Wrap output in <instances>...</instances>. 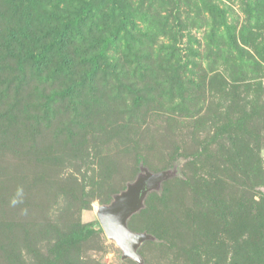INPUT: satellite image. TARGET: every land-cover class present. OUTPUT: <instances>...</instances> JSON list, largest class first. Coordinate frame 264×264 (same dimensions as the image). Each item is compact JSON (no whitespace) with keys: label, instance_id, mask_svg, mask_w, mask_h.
I'll list each match as a JSON object with an SVG mask.
<instances>
[{"label":"rangeland","instance_id":"374dc122","mask_svg":"<svg viewBox=\"0 0 264 264\" xmlns=\"http://www.w3.org/2000/svg\"><path fill=\"white\" fill-rule=\"evenodd\" d=\"M0 264H264V0H0Z\"/></svg>","mask_w":264,"mask_h":264},{"label":"water","instance_id":"95a60500","mask_svg":"<svg viewBox=\"0 0 264 264\" xmlns=\"http://www.w3.org/2000/svg\"><path fill=\"white\" fill-rule=\"evenodd\" d=\"M166 177L164 172H145L128 185L125 191L116 195L110 205L98 208L96 216L101 228L105 235L121 248L125 258H138L135 248L146 239L145 234L134 233L127 228V218L141 207L146 194Z\"/></svg>","mask_w":264,"mask_h":264},{"label":"clouds","instance_id":"9594fccd","mask_svg":"<svg viewBox=\"0 0 264 264\" xmlns=\"http://www.w3.org/2000/svg\"><path fill=\"white\" fill-rule=\"evenodd\" d=\"M22 196H23V189L22 188H18L17 191H16V196L10 200V204L12 206H15L18 203H21L22 202ZM18 198H21V199H18Z\"/></svg>","mask_w":264,"mask_h":264},{"label":"trees","instance_id":"16d2710c","mask_svg":"<svg viewBox=\"0 0 264 264\" xmlns=\"http://www.w3.org/2000/svg\"><path fill=\"white\" fill-rule=\"evenodd\" d=\"M99 226L100 225L97 222H95L94 224L88 226L87 232L92 231L94 229H99L100 228Z\"/></svg>","mask_w":264,"mask_h":264}]
</instances>
